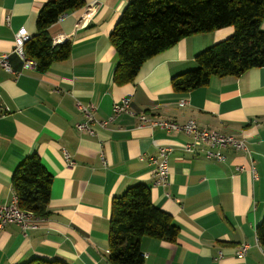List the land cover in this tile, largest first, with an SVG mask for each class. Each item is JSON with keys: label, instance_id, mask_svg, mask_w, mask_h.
Instances as JSON below:
<instances>
[{"label": "crops", "instance_id": "0c3cea01", "mask_svg": "<svg viewBox=\"0 0 264 264\" xmlns=\"http://www.w3.org/2000/svg\"><path fill=\"white\" fill-rule=\"evenodd\" d=\"M46 1L0 0V52L8 53L17 72L0 70V108L9 109L0 115V204L15 197L11 176L24 158L37 155L52 177L47 215L37 229L23 235L10 223L0 231V264L31 259L109 264L110 201L137 183L148 187L152 205L178 228L174 243L141 239L144 264H264L255 237L264 217V67L211 77L206 86L188 93H174L170 82L194 69V58L229 38L233 29L183 38L144 62L133 83L117 86L109 34L131 0H85L81 9L60 16L49 33L52 39L66 37L70 57L40 74L22 68L12 50L19 29L29 37L36 34ZM123 98L146 116L178 124L193 120L200 128L242 139L248 154L228 147L226 160L215 162L201 149L186 152L183 146L190 138L184 133L138 127V120L126 114L92 136L76 130L84 120L76 102L94 105V117L104 120ZM159 147L170 149L165 186L155 184L149 161ZM251 161L255 179L248 171ZM242 245L245 254L238 256Z\"/></svg>", "mask_w": 264, "mask_h": 264}, {"label": "trees", "instance_id": "16d2710c", "mask_svg": "<svg viewBox=\"0 0 264 264\" xmlns=\"http://www.w3.org/2000/svg\"><path fill=\"white\" fill-rule=\"evenodd\" d=\"M84 5L85 0H47L42 6L36 34L22 47L38 73L70 57L69 42L53 45L49 28L60 16ZM263 20L264 0H131L109 34L117 59L112 82L117 86L133 83L144 62L179 40L226 27L233 29L229 38L200 52L194 58V69L170 80L173 92L188 93L206 86L211 77L239 76L264 67ZM51 182L37 155L24 158L11 176L18 208L45 218ZM177 235L170 215L152 205L145 184L137 183L112 197L106 257L109 264H144L139 250L142 238L174 243ZM255 237L264 250V217L255 227ZM23 264L65 263L31 259Z\"/></svg>", "mask_w": 264, "mask_h": 264}, {"label": "built area", "instance_id": "2783aa9c", "mask_svg": "<svg viewBox=\"0 0 264 264\" xmlns=\"http://www.w3.org/2000/svg\"><path fill=\"white\" fill-rule=\"evenodd\" d=\"M93 7V6H92ZM91 7V9H92ZM30 39L29 35L26 33L24 28L19 29L15 35L14 48L12 53L17 55L21 61V66L24 69H35V63L32 60L26 59L23 53V44ZM66 41V37L59 36L52 39V44H60ZM8 53L0 52V70H3L10 74H17L13 70L9 59ZM184 101H180L178 104L180 107L184 105ZM76 108L83 116V121L75 125L76 130L87 135H94L95 131L98 129L108 130V126L115 120V118L121 114H126L131 117H135L138 120V127L147 126L150 128H157L163 132H182L189 136L190 140L184 144L183 148L186 152H191L195 149H201L207 159H211L215 162H224L226 156L223 151L231 147L235 151H240L242 153L248 154V149L245 141L238 139L234 136L223 135L214 130H207L200 128L195 121L188 120L185 123L178 124L173 121H168L160 118H154L146 116L142 112L133 110L130 107V100L128 98L120 99L119 101L112 104L111 114L104 120H99L94 117L95 106L92 104L81 105L76 102ZM7 107L0 108V115L8 112ZM170 149L166 147H159L157 155L150 157L149 161L154 167V180L156 185L165 186L168 184V179L170 175L168 157ZM68 165H72L73 162L69 156L64 154ZM99 159L101 164L106 167L107 161L104 154L100 152ZM238 171H243V167H237ZM249 173L253 179L256 178L255 169L253 167L252 161L248 168ZM44 218L35 217L30 212L22 211L17 206V200L13 197L12 201L7 205L0 204V231L10 223L16 224L21 229L23 235H25L28 230H35L38 227V223L43 221ZM247 246L242 245L237 251L238 256H243L245 254ZM143 256V255H141Z\"/></svg>", "mask_w": 264, "mask_h": 264}]
</instances>
